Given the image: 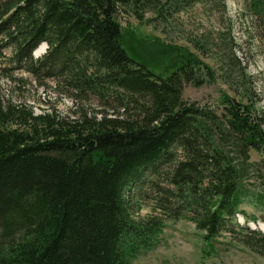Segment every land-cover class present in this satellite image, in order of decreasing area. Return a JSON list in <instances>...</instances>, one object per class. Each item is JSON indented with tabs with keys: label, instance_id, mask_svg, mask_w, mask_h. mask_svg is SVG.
<instances>
[{
	"label": "trees",
	"instance_id": "trees-1",
	"mask_svg": "<svg viewBox=\"0 0 264 264\" xmlns=\"http://www.w3.org/2000/svg\"><path fill=\"white\" fill-rule=\"evenodd\" d=\"M15 2L24 15L20 50L31 56L47 42L45 62L79 59L82 66H69L83 87L138 105L132 115L122 105L120 116L97 121L0 104V264H133L156 247L165 223L134 217L132 188L176 147L187 157L171 183L181 199L191 196L187 218L207 241L238 225L249 195V149L264 142L262 124L252 107L234 100L219 116L183 99L184 82L200 80L189 48L123 33L122 9L144 19L161 13L162 0Z\"/></svg>",
	"mask_w": 264,
	"mask_h": 264
},
{
	"label": "rangeland",
	"instance_id": "rangeland-1",
	"mask_svg": "<svg viewBox=\"0 0 264 264\" xmlns=\"http://www.w3.org/2000/svg\"><path fill=\"white\" fill-rule=\"evenodd\" d=\"M18 8L15 0H0V104L17 105L35 115L72 119L87 114L97 121L120 116L122 105L130 115L137 112L138 104L126 96L111 91L104 97L83 87L69 66H82L79 59L68 65L45 62L44 55L51 50L46 42L31 56L20 50L24 15ZM161 8V13L146 12L144 19L122 9L117 18L123 33L131 30L153 42L158 37L178 49L189 48L200 62L195 73L200 80L203 74L207 77L203 83L184 82L183 99L219 116L228 113L226 107L233 100L249 105L264 131V0H162ZM86 64L92 70L88 59ZM199 65H204L202 70ZM186 157L184 149L176 147L170 161L158 171H147L132 188L134 217H157L165 223L156 247L139 254L133 264H264V142L249 149L244 181L249 195L236 216L238 225L209 241L204 239L206 232L187 218L186 202L194 205L191 196L181 199V191L171 183ZM176 214L182 218H174ZM242 222L248 229L241 227ZM249 232L253 234L247 236Z\"/></svg>",
	"mask_w": 264,
	"mask_h": 264
}]
</instances>
